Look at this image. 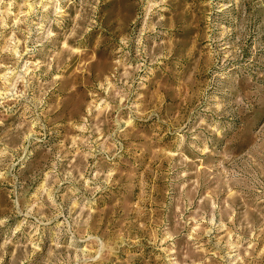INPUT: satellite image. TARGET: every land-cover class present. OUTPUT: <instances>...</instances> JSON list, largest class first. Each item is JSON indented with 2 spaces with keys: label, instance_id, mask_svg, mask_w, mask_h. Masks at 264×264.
<instances>
[{
  "label": "rangeland",
  "instance_id": "374dc122",
  "mask_svg": "<svg viewBox=\"0 0 264 264\" xmlns=\"http://www.w3.org/2000/svg\"><path fill=\"white\" fill-rule=\"evenodd\" d=\"M0 264H264V0H0Z\"/></svg>",
  "mask_w": 264,
  "mask_h": 264
}]
</instances>
